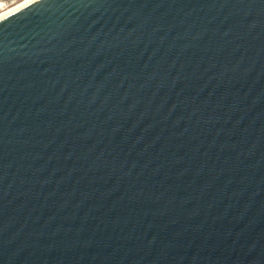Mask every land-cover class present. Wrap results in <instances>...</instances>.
Segmentation results:
<instances>
[{
  "label": "water",
  "instance_id": "water-1",
  "mask_svg": "<svg viewBox=\"0 0 264 264\" xmlns=\"http://www.w3.org/2000/svg\"><path fill=\"white\" fill-rule=\"evenodd\" d=\"M0 264H264V0L0 18Z\"/></svg>",
  "mask_w": 264,
  "mask_h": 264
},
{
  "label": "bare ground",
  "instance_id": "bare-ground-1",
  "mask_svg": "<svg viewBox=\"0 0 264 264\" xmlns=\"http://www.w3.org/2000/svg\"><path fill=\"white\" fill-rule=\"evenodd\" d=\"M33 0H20L18 2H12L14 3L13 5L11 6H5L6 4L5 3H0V18L4 17V15H7L11 12H14L16 10H18V8H21L29 3H31ZM10 3V4H12Z\"/></svg>",
  "mask_w": 264,
  "mask_h": 264
},
{
  "label": "built area",
  "instance_id": "built-area-1",
  "mask_svg": "<svg viewBox=\"0 0 264 264\" xmlns=\"http://www.w3.org/2000/svg\"><path fill=\"white\" fill-rule=\"evenodd\" d=\"M14 1H18V0H0V3H5V4H10V3H12V2H14Z\"/></svg>",
  "mask_w": 264,
  "mask_h": 264
},
{
  "label": "rangeland",
  "instance_id": "rangeland-1",
  "mask_svg": "<svg viewBox=\"0 0 264 264\" xmlns=\"http://www.w3.org/2000/svg\"><path fill=\"white\" fill-rule=\"evenodd\" d=\"M18 1H20V0H18ZM18 1H15V2H18ZM14 2V3H15ZM14 3H12V4H6L5 6H11V5H13Z\"/></svg>",
  "mask_w": 264,
  "mask_h": 264
}]
</instances>
